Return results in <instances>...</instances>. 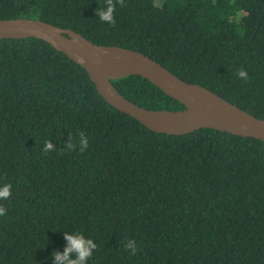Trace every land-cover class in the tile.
<instances>
[{"label": "trees", "instance_id": "trees-1", "mask_svg": "<svg viewBox=\"0 0 264 264\" xmlns=\"http://www.w3.org/2000/svg\"><path fill=\"white\" fill-rule=\"evenodd\" d=\"M112 2L114 24L96 16L104 0H0V20H40L140 52L264 120V0ZM112 85L141 108L184 110L139 76ZM4 184L0 264H54L64 231L97 244L87 264H264V142L212 129L152 132L38 39L0 40Z\"/></svg>", "mask_w": 264, "mask_h": 264}, {"label": "water", "instance_id": "water-1", "mask_svg": "<svg viewBox=\"0 0 264 264\" xmlns=\"http://www.w3.org/2000/svg\"><path fill=\"white\" fill-rule=\"evenodd\" d=\"M27 38L46 42L81 66L108 105L152 132L179 136L199 129H212L264 142V120L199 85L181 81L140 52L95 45L71 30L40 20H0V40ZM129 76L147 80L166 96L183 105L184 110H147L124 99L112 81Z\"/></svg>", "mask_w": 264, "mask_h": 264}, {"label": "clouds", "instance_id": "clouds-1", "mask_svg": "<svg viewBox=\"0 0 264 264\" xmlns=\"http://www.w3.org/2000/svg\"><path fill=\"white\" fill-rule=\"evenodd\" d=\"M115 4L112 0H104V3L101 7L96 10V16L98 20L107 24H114ZM246 71H238V76L244 79H247ZM88 141L86 137L81 134L79 140V150L83 151L87 147ZM76 147L72 143L67 144V148L72 150ZM54 148V145L51 141H46L44 144V151H51ZM10 184L0 185V200L8 199L11 196ZM6 214V209L0 207V216ZM64 239L66 241V246L64 251H54L52 253L54 257V264H87L89 258L94 254V251L97 248V244L92 238L86 237L82 232H72L64 231ZM126 249L131 250V254H135L137 251L136 243L133 240H129L125 245Z\"/></svg>", "mask_w": 264, "mask_h": 264}]
</instances>
